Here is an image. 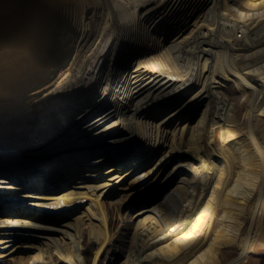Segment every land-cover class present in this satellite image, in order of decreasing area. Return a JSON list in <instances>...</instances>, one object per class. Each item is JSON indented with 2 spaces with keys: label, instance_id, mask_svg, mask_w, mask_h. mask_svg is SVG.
Wrapping results in <instances>:
<instances>
[{
  "label": "bare ground",
  "instance_id": "1",
  "mask_svg": "<svg viewBox=\"0 0 264 264\" xmlns=\"http://www.w3.org/2000/svg\"><path fill=\"white\" fill-rule=\"evenodd\" d=\"M109 245L108 264L264 250V0H0V258Z\"/></svg>",
  "mask_w": 264,
  "mask_h": 264
},
{
  "label": "rangeland",
  "instance_id": "2",
  "mask_svg": "<svg viewBox=\"0 0 264 264\" xmlns=\"http://www.w3.org/2000/svg\"><path fill=\"white\" fill-rule=\"evenodd\" d=\"M234 12H236L234 10ZM181 24L180 26L186 22L182 23V20L179 21ZM239 38L241 37V33L238 34ZM224 94L230 98H232L233 104H236V106L242 108L241 112L244 114L246 110V101L245 99L241 98V94L239 93V89L234 83H228L227 88L223 89ZM240 114V120L243 118V114ZM217 136V141L216 143L219 144V137H218V132H216ZM149 169V168H147ZM126 195H123L121 197L122 200H120V203H114L112 201H108V205L110 207V217L113 222L112 224V229L115 234H118L119 230L123 227L124 222H123V214H124V207L129 201L127 198H125ZM80 215H83L81 213ZM85 228V238H84V249L83 253L85 258L87 259V262H90L95 254L96 249L99 246V242L97 241H92L89 236V230H90V223L87 222L84 226ZM16 236V235H15ZM16 239V237H14ZM17 240V239H16ZM113 249V245H109L106 250L104 251L103 255L101 256L100 263L99 264H108V260L110 258L111 250ZM237 256V251L225 249L224 250V256L223 260L225 263H230L232 262ZM0 264H19L15 260L11 259H4L0 258ZM61 264H68L65 262H62ZM249 264H264V250L259 251L256 254H251L250 259H249Z\"/></svg>",
  "mask_w": 264,
  "mask_h": 264
}]
</instances>
